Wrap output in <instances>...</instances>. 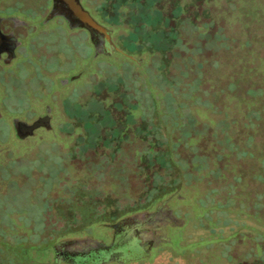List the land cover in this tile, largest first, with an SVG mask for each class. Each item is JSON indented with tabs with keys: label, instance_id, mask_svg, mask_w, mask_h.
Returning a JSON list of instances; mask_svg holds the SVG:
<instances>
[{
	"label": "rangeland",
	"instance_id": "obj_1",
	"mask_svg": "<svg viewBox=\"0 0 264 264\" xmlns=\"http://www.w3.org/2000/svg\"><path fill=\"white\" fill-rule=\"evenodd\" d=\"M34 2L24 3L29 8ZM108 2L85 1L111 29L116 53L96 55L86 32L69 31L65 24L53 31L52 22L40 40L31 36L28 59L5 77L0 71V264H57L51 244L103 239L107 229L100 223L113 204L120 208L114 214L164 204L174 223L148 256L107 264H264V127L236 105L247 86L230 84L247 61L264 72V0H175L191 15L212 21L210 30L223 29L226 46L216 53L198 50L200 39L188 30L193 54L176 50L170 37H139L134 43L128 19H117ZM0 4L7 11L20 7L16 0ZM171 26L179 29L177 17L152 29ZM72 75L77 80L62 87L60 81ZM47 104L53 131L18 141L12 119L31 122ZM248 118L254 123L246 124ZM189 126L194 138L176 142ZM100 134L101 153L122 150L123 168H111L115 176L108 168L88 174L98 161L85 157L97 154L87 144ZM38 137L44 140L33 139ZM114 137L109 152L107 138ZM45 211L56 231L42 220Z\"/></svg>",
	"mask_w": 264,
	"mask_h": 264
},
{
	"label": "flooded vegetation",
	"instance_id": "obj_2",
	"mask_svg": "<svg viewBox=\"0 0 264 264\" xmlns=\"http://www.w3.org/2000/svg\"><path fill=\"white\" fill-rule=\"evenodd\" d=\"M85 1L86 0H79L82 8L86 10L97 23L107 28L110 31L111 37V29L99 22V20L92 14ZM16 2L20 7L12 6L11 10H9L10 12L7 11L8 6L0 4V71L5 72L3 73L4 77L10 73L9 71L12 72L11 69L15 64L24 59H28L29 54L33 53L32 50H29L28 46V43H31L29 42L31 36L34 35L36 40H40L39 38L44 37L46 33L42 32L43 28L47 27L52 22H56L57 24L53 31L57 28H61L62 24H65L69 31L79 29L86 32L96 55H110L118 51L117 47L114 46L115 50L112 53H105V47L108 43L101 35L98 36L99 47L97 50L90 40V35L87 29L80 26L71 27L68 20L63 15L54 14L50 16L54 7V0H35L32 7L29 8H27L24 3L26 0H16ZM24 7L27 8V11L24 10ZM25 12L32 13V16ZM34 45L36 46V44ZM3 79L4 78H0V89L2 87L1 83H4ZM76 80V75H72L68 79L61 80L60 84L63 87ZM26 108L30 109L31 106L28 105V107H22L21 111H24ZM44 116L49 118L48 127L39 126L33 130L32 134L26 135L23 133L19 135L15 123L21 121L31 124L35 119L28 122L26 120L13 118L12 125L17 140L24 141L32 138L37 131H41L42 134L51 133L53 131L51 125L53 115L52 107L48 104L44 106V112L41 115H38L36 119ZM33 139L40 141L44 140L43 137ZM1 155L2 154H0V157ZM85 157L93 158L98 161L97 166L88 174L96 175L99 172H103L104 170L102 169L108 168L111 175L115 176L116 174L112 173V166L123 168L124 165L123 163L119 166L120 163L124 162L120 161L123 159L120 155L96 154L85 155ZM112 208L120 210V208L115 207L114 204ZM113 209L107 214L108 220L100 223L101 226H104L107 229V235L103 237V239L86 236L66 240L58 239L52 243L50 250H52L54 254L55 263L107 264L124 263L126 261L144 258L148 256L150 249L161 245L167 240L164 230L166 227L171 226L174 223L173 214L164 204L156 206L153 210L133 211L127 214H114L115 210L113 211ZM49 218V212L45 211L42 220L46 224L48 223L47 220H49L48 225L51 224L50 226L52 228L50 231H56L57 227H54V218ZM174 225L177 226L176 224ZM50 231H48V233ZM53 235L52 239L55 237V234Z\"/></svg>",
	"mask_w": 264,
	"mask_h": 264
},
{
	"label": "trees",
	"instance_id": "obj_3",
	"mask_svg": "<svg viewBox=\"0 0 264 264\" xmlns=\"http://www.w3.org/2000/svg\"><path fill=\"white\" fill-rule=\"evenodd\" d=\"M199 1H201V3L203 1L204 4H208V2H205V0ZM176 3L177 2H175V0H109L108 10L114 13L115 17H117V19L119 20L123 19L124 17L128 19L129 25L131 26V28L129 29V35L134 40V43H136L139 37L148 38L150 40H153L152 37L156 36L162 39L170 37L173 41L176 50H183L184 52L189 51V53L191 52L190 54H193V48L191 46H188V41L186 40V35H189L190 32L188 30H190L192 34H194L196 37H198V39H200V44L198 46H195L196 48H198V50L206 49L211 50V52L214 51L216 53L217 49L221 45H225V43L222 42L220 39V35L222 34L221 32L223 31L222 27H217L216 30H210V25L212 21H202L199 15H191L190 11H185L184 6H182L181 3L178 2V5ZM197 6L199 7V3H197ZM188 7L190 6L188 5ZM194 8H196V6ZM247 8L246 10L251 13L252 16H255L257 14L256 7L252 8L251 6L252 9ZM174 17H177L178 21L180 22V27L178 30L171 26L170 28L165 29L164 31H157L158 33L153 31V24L167 19L173 20ZM181 30L184 31V34H182ZM247 41L246 45H248ZM155 46L156 49L160 48V43L155 42ZM241 46L245 45L242 43L240 47ZM249 52L250 54L251 52L252 54H254L253 50H251L250 48ZM254 56L256 55H253L252 57ZM187 58L189 59V61H192V58L190 56H188ZM256 58L257 57H255V59ZM251 63L250 61H247V65L244 64L240 66L233 73L230 84L233 86L234 89L247 86L245 88L244 95H237L236 105H238L239 110L251 114L253 118L252 120L259 121L261 123L260 125L264 127V72L259 71L256 68V65H253ZM197 64L200 65V61H197ZM249 64H251V66ZM187 71H189V67L187 68ZM227 99H231V97H229L228 95ZM170 102L174 103L173 101L169 100L168 103ZM103 117H105V115H103L101 112L100 118ZM83 120L88 119L84 118ZM252 120L248 118L245 123H254ZM92 127L94 129L91 132L93 133L92 135H94L98 131L94 124ZM87 132L90 133L89 131ZM193 132L196 131H194L192 126L186 127L180 132V135L176 138L175 141L182 144L183 141L186 142L187 139H193ZM101 137L102 136L100 134L98 137L95 138L93 144H87L89 146H96L97 154H104L101 153L102 151H99L103 150L102 144L100 143ZM97 139H99V141H96ZM115 139V137L112 140H110V138H107V145L105 149H108L109 152H111L110 147L115 146V144H113V142H115ZM119 150L120 151L118 152V154L121 155L122 150L120 149V147ZM150 151L154 153V151L150 150L149 147H144L143 152L148 153ZM110 154L117 153L116 151H114ZM216 156L219 157V154H217ZM190 164H193V161H191ZM151 177L153 178V173ZM144 194L146 195L145 197L147 199L149 195L152 194V187L146 188Z\"/></svg>",
	"mask_w": 264,
	"mask_h": 264
},
{
	"label": "water",
	"instance_id": "obj_4",
	"mask_svg": "<svg viewBox=\"0 0 264 264\" xmlns=\"http://www.w3.org/2000/svg\"><path fill=\"white\" fill-rule=\"evenodd\" d=\"M54 14L63 15L69 22L71 27L80 26L89 32L90 40L94 47L98 50L99 41L98 36L101 35L107 41L108 45L105 47V53H112L115 50L111 42L110 31L104 26L100 25L91 17V15L82 8L79 0H54V7L50 16ZM78 75H76L77 77ZM49 118L38 117L31 124L21 121L15 123L16 129L20 134H32L33 130L39 126L48 127Z\"/></svg>",
	"mask_w": 264,
	"mask_h": 264
}]
</instances>
